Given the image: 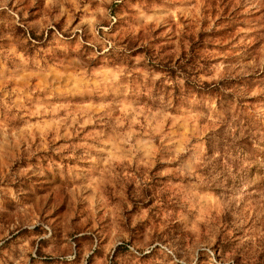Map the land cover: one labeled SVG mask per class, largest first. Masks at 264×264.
Returning <instances> with one entry per match:
<instances>
[{"label": "clouds", "instance_id": "1", "mask_svg": "<svg viewBox=\"0 0 264 264\" xmlns=\"http://www.w3.org/2000/svg\"><path fill=\"white\" fill-rule=\"evenodd\" d=\"M18 3L20 0H0V13H6L13 26L28 33L23 37L22 47L26 48L28 41L38 46L42 42L39 38L42 36L47 40L51 29L53 41L63 45L60 51L65 55L79 56L88 65H107L115 58H122V63L107 71L92 72L89 67L87 71L56 76L41 85L45 98L35 100L22 73L32 68L35 71L30 75H37L41 68L39 55L26 57L15 44L9 49L0 48V94H3L0 95V108L8 113L13 110L17 113L15 117L0 118V195L11 191L9 185L16 181L30 179L29 174L43 175L45 160L49 161V170L58 168L64 173L67 169L69 175L83 171L76 166L69 168L65 163L66 160H75L77 165L83 163L90 168L103 163L107 176L105 183L113 188L132 184V199L143 205L151 198L146 190L153 188L152 182L156 178L150 173L156 166V144L159 143L165 156L160 162L173 166L171 172L165 171L160 175L170 176L176 181L163 188L157 196L162 201V227L154 224L153 232L143 243L127 244L130 239L128 232L116 226H106L110 241L106 250L108 259L111 260L117 247L123 244L129 249L126 254L129 264H142V257L151 255L153 251L157 255L153 257L152 264H198L201 252L207 253L208 264H223L225 261L230 264H264V188L258 185L257 179L250 177L252 161L242 148L246 136L257 147L264 141V133L258 132L260 127H264V105L250 106L247 127L239 120L225 119L221 130V121L210 119L207 127L189 129L182 140L166 136L164 123L170 114L162 109L168 108L170 102L164 95L146 92V83L140 88L128 83L134 71L152 82L161 80L162 74L157 72L149 77L139 65L129 69L128 45L119 36L109 35L121 20L128 24L124 35L130 40L137 39L142 31L151 33L157 28L167 27L185 11L175 6L176 0H159L151 4L148 0H44L41 20L27 23L26 13L22 19L18 14L20 9L13 10ZM36 3L37 0H31L32 5ZM245 5L249 12L264 10V0H245ZM77 13L80 19L74 25ZM62 17L67 18L66 22L62 30H57L56 25ZM262 27L264 25L260 23L252 26L254 31H260ZM32 30L38 39H33ZM241 31L248 34L247 30ZM69 37L77 38L74 48L67 45ZM40 51L51 53L52 49L38 48V53ZM8 63L13 65L11 76L6 75ZM224 76L225 65L220 63L216 65L214 75L194 77L192 82L194 86L202 87L205 81L215 86ZM187 79L180 75L171 84L178 85L183 91ZM13 83L17 86L10 88ZM108 93L122 95L125 103H84L74 113L71 111L73 104L54 102L92 95L106 96ZM145 95L160 107L155 111L141 107L140 102ZM248 95L257 97L261 92L252 91ZM115 109L121 115L113 122ZM61 111L67 115L61 116ZM33 118H37L36 122H32ZM14 122L22 126L13 128ZM253 124L256 131L251 126ZM88 126L98 130L84 134ZM109 128L111 135L107 131ZM61 140L62 144L59 143ZM25 161L27 167L23 166ZM85 190L86 186L67 187L65 194L73 204L84 203L89 212L99 213L108 206L98 191L88 197L83 195ZM209 191L217 195L210 197L206 194ZM123 199L127 203V197ZM153 211L152 208L143 209L140 216L133 218L132 226L141 220L154 223L150 216ZM29 216L24 221L17 220L9 231L23 227L31 231L42 223L40 216L34 213ZM50 224L48 221L45 227ZM174 229L190 237L187 246L171 235ZM104 231L84 227L80 234H102ZM41 238L46 237L36 235L22 241L19 245L21 260L15 264H26L23 256L28 252L35 255L31 240ZM6 239L10 237L4 231L0 234V245ZM222 244L231 245L226 255L220 252ZM97 246L94 238L84 251L85 261ZM74 258V252L61 257L69 261Z\"/></svg>", "mask_w": 264, "mask_h": 264}, {"label": "rangeland", "instance_id": "2", "mask_svg": "<svg viewBox=\"0 0 264 264\" xmlns=\"http://www.w3.org/2000/svg\"><path fill=\"white\" fill-rule=\"evenodd\" d=\"M153 2H159V0H148L149 4ZM93 6L95 7V3ZM175 6L185 10L183 15L178 14L167 27L157 28L151 33L142 31L135 40H130L124 35L128 27L127 22L121 20L113 26L109 35L119 36L121 41L128 45L130 56L127 58V67L129 69L139 65L140 70L147 73L149 77L157 72L162 74L161 80L152 82L150 79L145 80L134 71L128 83L137 88L146 83V92L151 91L154 95L165 96L170 102L168 108L162 109L170 114L164 123L165 135L173 136L177 140L184 139L189 129L207 127L210 119L220 120L221 130H223L225 119L239 120L246 127L249 126L247 117L250 106L264 105V27L260 31H254L252 28L257 23L264 25V10L246 11L245 0H176ZM17 8L20 9L18 14L22 19L25 13L27 14L26 23L40 21L44 14V0H37L35 5L31 4V0H20L13 10ZM66 19V17L61 18L56 25L57 30H62ZM79 19L80 14L77 13L73 24L78 23ZM242 29L247 30L248 34L241 31ZM166 32L168 35H164ZM27 34L23 28L13 26L6 13H0V48L9 49L15 44L26 57L39 55L41 58V68L36 76L30 75L35 71L32 68L22 73L25 75L27 86L32 89L35 100L45 98L41 85L54 80L56 76L87 71L89 67L92 72L107 71L108 68L122 63V58H115L107 65L97 63L88 65L79 56L65 55L60 51L63 45L53 41L51 29H49L47 40L41 36L39 39L42 42L38 46L28 41L25 48L22 47L21 42ZM30 34L34 40L38 39L35 30H32ZM65 36L67 37L68 34ZM87 38L85 35V39ZM76 43V37H69L67 40L70 48H74ZM38 48L45 50L51 48L52 52L38 53ZM220 63L225 65V76L219 84L213 86L205 81L202 87L194 86L192 82L194 77L214 75L215 67ZM5 67L9 70L6 75L11 76L13 65L8 63ZM180 75L188 78L183 91L178 85L171 84ZM16 86L14 83L9 85L10 88ZM59 86L56 85V87ZM252 91H259L261 95L251 97L248 94ZM54 102L73 104L71 111L75 113L84 103L123 105L125 99L122 95L108 93L106 96L92 95L70 101L54 100ZM140 106L153 111L160 107L159 104H153L147 95L142 98ZM16 115L15 110L8 113L0 108V118L7 119L9 116ZM60 115L65 116L67 113L61 111ZM120 115L119 110L115 109L113 122L119 119ZM36 119L33 118L32 122H36ZM141 119L143 122V118ZM18 126L22 124L18 125L14 122L12 125L13 128ZM251 126L254 131L257 130L254 124ZM95 130L98 128L88 126L84 129V134ZM107 131L111 135V129ZM258 132L264 133V127H260ZM59 143L62 144L63 140ZM156 148V166L150 173L156 178L152 182L153 188L146 190L151 198L143 205L132 199L130 195L134 187L132 184L113 188L105 183L107 176L103 163L90 168L83 163L77 165L75 160H66L65 163L69 168L76 166L83 169L79 173L69 175L67 169L64 173H61L58 168L49 170V161L45 160L43 175L29 174L30 179L24 178L9 185L11 191L0 195V234L7 231L10 237L3 245H0V264H15L17 260H21L20 243L36 235L46 238L31 240L35 255L28 252L23 256L26 264H82V261H85L84 251L94 238L98 246L93 254L86 258L85 264H129L126 255L129 249L123 244L117 247L115 256L111 260L108 259L106 250L110 241L106 226H116L128 232L130 239L127 244L143 243L148 239V234L153 232L154 224L156 227H162L160 224L163 215L162 201L157 196L163 188L176 181L170 176L160 175L165 171L171 172L173 166L160 162L165 159L164 149L159 143L156 144ZM242 148L252 161L250 177L257 179L258 185L264 188V141L257 147L246 136ZM23 166H28L27 161ZM13 168L15 169V165ZM78 186H86L83 195L88 197L98 191L105 197L108 206L96 213L89 212L84 203L73 204L65 194V189ZM120 193H123V196ZM206 194L213 198L217 195L212 191ZM124 196L127 197V203L124 202ZM145 208L154 209L150 213L154 223L141 220L132 226L133 218L140 216ZM30 213L40 216L42 223L31 231L27 227L9 231L17 220L24 221L30 218ZM48 221H51V224L45 227ZM84 227L105 229V231L102 234L81 235ZM165 235L169 234L165 233ZM171 235L187 246L189 236L175 229ZM230 249V244H222L220 252L226 255ZM73 252L75 253L73 260L61 259L62 256ZM156 255L157 252L153 251L151 255L142 257V264H152L153 257ZM219 258L217 256V259ZM198 264H208L206 252H201ZM223 264H230V262L225 261Z\"/></svg>", "mask_w": 264, "mask_h": 264}]
</instances>
